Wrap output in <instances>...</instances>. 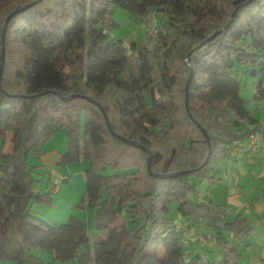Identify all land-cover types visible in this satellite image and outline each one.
Returning <instances> with one entry per match:
<instances>
[{"label":"trees","instance_id":"obj_1","mask_svg":"<svg viewBox=\"0 0 264 264\" xmlns=\"http://www.w3.org/2000/svg\"><path fill=\"white\" fill-rule=\"evenodd\" d=\"M33 2L4 34L0 264H46L33 249L62 264H245L227 236H248L250 221L226 220L197 190L204 181L218 184L236 139L255 133L264 145V123L237 79V68L248 65L258 80L252 101L264 102V0H0V66L6 17ZM113 5L143 24L158 14L164 33L149 47L109 39L100 26ZM103 113L133 145L111 135ZM61 130L68 146L58 165L88 166L78 208L94 214L92 237L74 216L56 224L32 211L52 204L53 186L37 188L35 175L44 146ZM173 202L182 224L168 217ZM181 225L211 232L219 260L189 254Z\"/></svg>","mask_w":264,"mask_h":264},{"label":"rangeland","instance_id":"obj_2","mask_svg":"<svg viewBox=\"0 0 264 264\" xmlns=\"http://www.w3.org/2000/svg\"><path fill=\"white\" fill-rule=\"evenodd\" d=\"M154 18L157 20L158 14H155ZM101 30L105 32L109 39H115V40H121L125 46L130 44L131 42H137L138 44H143L145 46H151L152 42L156 38H149L147 35V24L139 23L136 21L135 17L132 13L129 11L122 9L116 5H113L110 10L108 17L103 25L100 26ZM237 79L239 81L240 85V96L245 101V104L247 105V108L252 112L253 115H257L256 119L261 121V123H264V112L262 110H259V103H254L252 101V96L255 91V87L257 85V78L251 75L250 67L248 65H242L237 68ZM61 131L57 132L59 134ZM65 134L64 132H61ZM10 135H7L5 145L3 150L5 152H10L12 149V144L9 141ZM243 161V160H242ZM33 159L29 160V163H32ZM46 164V163H45ZM221 164V163H220ZM219 164L217 175H221L223 171V167ZM47 165V164H46ZM70 166V167H69ZM83 162H74L67 166H60L57 165L58 168H68L66 169L65 173L68 175V181L64 182L61 187V191L57 196H52V204L47 205L46 203H35L32 206V211L37 213L38 216L46 220L50 223H56V224H63L70 216H74L81 221H83L86 226V216L89 214L90 216H93V212L87 208L86 206L83 208H78V204L83 198L85 194V179L84 174L81 172V169H83ZM44 168L48 170V167ZM44 168H42L41 165H39L36 168V171L40 173L41 175H37L38 178H41L42 173H44ZM251 167L246 166V164L243 161V176H241L242 185H245V192L250 190L252 195H256L257 193L261 195L260 198H257V196L254 197V200L258 199L264 202V191H262L260 181L252 177V179L249 181L250 183L247 185L245 182L247 172L250 173ZM109 172V171H108ZM57 177V179L60 178L61 175L60 172L54 173ZM250 176H253V173H250ZM223 175V174H222ZM211 185L208 181H204L199 186L198 190L201 189L202 193L205 195L206 190ZM258 189V192H257ZM244 192V193H245ZM252 201V200H249ZM177 204L173 202L170 205L169 208V214L168 217L175 222V219L177 218ZM248 220L250 221L251 226L253 227V230L250 232L248 236L241 235L238 239V245L242 252V262L245 264L247 263V258L249 257L250 253L252 254H260L264 253V243H262V240H264V218L259 220L257 217L253 215L247 216ZM233 216L229 217V220H232ZM184 221H182L183 223ZM180 223V224H182ZM89 229V236L92 237L91 233V226ZM229 236H227L228 238ZM231 244H234L233 240H230ZM247 243L250 244L249 247H251V250L247 252ZM237 245V244H236ZM32 254L40 259H42L46 264H52V258L51 255L42 250V249H33ZM158 258L161 259L163 256V249L159 248L158 250ZM55 264H62V263H55ZM70 264H76L75 262H71Z\"/></svg>","mask_w":264,"mask_h":264},{"label":"crops","instance_id":"obj_3","mask_svg":"<svg viewBox=\"0 0 264 264\" xmlns=\"http://www.w3.org/2000/svg\"><path fill=\"white\" fill-rule=\"evenodd\" d=\"M258 108L260 111L262 110V112H264V102L259 103ZM256 116L257 115L255 114L254 117L256 118ZM61 132H64L65 134ZM61 132L59 134H54L51 140L44 146V153L41 156L40 165L42 166V168H44L45 166L49 169L46 170L44 168V170L46 171H44V173H42L41 178H39L40 182L38 183L37 188L44 189L47 186L52 185L53 179L57 178L54 174L55 172H60V178H66L62 182V184L69 180L67 177L68 175H66L65 171L66 169H69L70 166L66 169L57 167L60 156L67 151L68 146L67 134L64 130H61ZM242 160L244 161L246 166L251 167L250 173H253V176H250L251 174L247 172V180H245L247 185L250 183L249 181L252 179V177H254L255 179L260 181L262 191H264V145H262L256 153H249L243 151L236 155L227 156L225 159H223L220 162L222 164L220 165L224 168L222 171L223 175H217L218 184L211 185V188L209 187L206 190L205 194H209L212 203L216 207H218L220 213L226 220H229L230 216L234 217L235 215H240L246 218L248 215H253L259 220H261L262 218H264V202L258 199L254 200L255 196H257V198H260L261 195L258 193L256 195H252L250 193L252 191L251 188L249 189L250 192H248L249 190L246 192L244 191L245 185L241 184L242 181L240 178L241 176H243ZM83 164L84 166L83 169H81V172H83L84 174L88 166L85 162H83ZM37 175L41 174L36 171L35 176L37 177ZM62 184L60 185L57 191L53 192L54 196H57L60 193ZM197 196H199V198L204 196L201 189H199ZM93 219L94 214L93 216L87 214L86 223L88 228L92 226ZM182 221L185 222V220L181 218L180 215H177L175 223H182ZM196 230V228L191 227V231L200 232ZM228 236L229 242L230 240H233L234 244H238V239L240 236ZM246 246L248 247L246 251L249 252L251 250V247H249L250 244L247 243ZM188 253L199 254L202 257H205L207 261L211 262H216L220 258V251L215 246L214 240H211L208 244L204 246H198L194 241L191 240L189 242ZM247 259L248 260L246 264H264V253H260L257 255L250 253Z\"/></svg>","mask_w":264,"mask_h":264},{"label":"built area","instance_id":"obj_4","mask_svg":"<svg viewBox=\"0 0 264 264\" xmlns=\"http://www.w3.org/2000/svg\"><path fill=\"white\" fill-rule=\"evenodd\" d=\"M159 33L162 34L164 32L161 28L158 27L156 19L154 17L150 18L147 23L148 37L157 38ZM261 146L262 144L259 141L258 136L255 133H250L244 139L242 140L236 139L233 142L231 154L236 155L243 151L249 153H256L261 148ZM65 179L66 178L64 177H61L59 179L57 178L53 179L52 181L53 192L58 190V188ZM181 230H182V234H181L182 245L186 249H188L189 242L191 240L194 241L198 246H204L214 239V235L211 232H206V233L194 232L191 231V229H189L185 225H181ZM262 243H264V240H262Z\"/></svg>","mask_w":264,"mask_h":264},{"label":"water","instance_id":"obj_5","mask_svg":"<svg viewBox=\"0 0 264 264\" xmlns=\"http://www.w3.org/2000/svg\"><path fill=\"white\" fill-rule=\"evenodd\" d=\"M35 3H36V2H33V3L28 4V5H26V6L22 7V8H20V9H17V10H15V11L11 12V13L6 17V19H5V21H4L3 29H2V39H1V42H2V61H1V66H0V72H1V69H2V66H3L4 34H5L6 27H7V24H8V22H9V20H10L13 16H15L16 14H18V13H20V12H22V11L28 9V8H30V7L33 6ZM234 14H235V12H233L231 19L233 18ZM217 35H218V33L213 34V35H212L211 37H209L206 41L209 42V41L214 40V39L216 38ZM201 45H202V44H200L199 46H197V47L195 48V50L198 49L199 47H201ZM190 76H191V74H190ZM190 76H189V79H188L187 83H188L189 80H190ZM186 93H187V85H186V87H185V106H186V108H187V96H186ZM86 99L89 100L90 102L94 103L91 99H88V98H86ZM94 104H95V103H94ZM96 105H97V107L101 108V107L99 106V104H96ZM101 111L103 112V109H101ZM103 117H104V120H105V123H106L108 129L110 130L109 125H108L107 116H106L105 113H103ZM110 133H111V135H112L113 137L118 138L119 140H121V141H123V142H125V143H127V144L133 145V142H130V141L125 140L124 138H122V137H120V136L114 134L111 130H110ZM140 148H141L142 150H144L142 147H140ZM209 155H210V153H208L207 158H206V161L208 160ZM206 161H205V162H206ZM203 165H204V164H203ZM147 170H148V172H150V158L148 159ZM193 171H194V170H191V171H185V172H180V173H177V174L172 175L171 177L178 176V175H184V174H187V173H190V172H193Z\"/></svg>","mask_w":264,"mask_h":264}]
</instances>
